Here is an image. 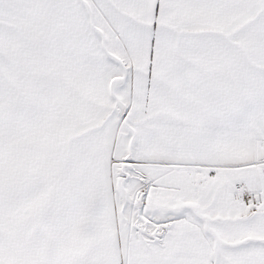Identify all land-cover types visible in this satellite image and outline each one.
<instances>
[{
  "label": "snow or ice",
  "instance_id": "6c2138e0",
  "mask_svg": "<svg viewBox=\"0 0 264 264\" xmlns=\"http://www.w3.org/2000/svg\"><path fill=\"white\" fill-rule=\"evenodd\" d=\"M0 264H264V0H0Z\"/></svg>",
  "mask_w": 264,
  "mask_h": 264
}]
</instances>
